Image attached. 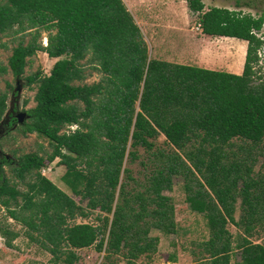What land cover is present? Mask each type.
Instances as JSON below:
<instances>
[{
    "label": "trees",
    "instance_id": "obj_1",
    "mask_svg": "<svg viewBox=\"0 0 264 264\" xmlns=\"http://www.w3.org/2000/svg\"><path fill=\"white\" fill-rule=\"evenodd\" d=\"M187 2L203 33L248 41L243 73L151 57L124 0H0V35L36 30L2 70L21 76L39 50L61 57L49 74L27 77L37 84V103L22 132L46 137L52 150L24 154L13 167L25 190L0 175V206L56 262L74 264L77 249L95 246L109 264L115 255L127 264H153L160 237L152 231L178 233L166 191L179 175L191 209L204 214L210 231L198 243L197 260L233 264L238 249L235 264H264V242L254 239L264 234V171H256L264 157V74L254 68L264 39L253 32L262 29L264 15ZM41 28L48 31L46 46L37 41ZM87 63L102 73L99 81L86 82ZM6 107L3 94L0 117ZM162 134L166 149L156 143ZM140 147L148 153L143 179L126 166L141 157ZM56 158L66 166L62 180L87 205L42 173ZM96 210L98 222L76 221ZM0 234L9 247L19 236L1 222Z\"/></svg>",
    "mask_w": 264,
    "mask_h": 264
},
{
    "label": "rangeland",
    "instance_id": "obj_2",
    "mask_svg": "<svg viewBox=\"0 0 264 264\" xmlns=\"http://www.w3.org/2000/svg\"><path fill=\"white\" fill-rule=\"evenodd\" d=\"M128 8L134 13L137 18L145 16L146 14L155 16L157 13H161L164 9H167L164 0H124ZM205 2V10L210 7H227L231 10L242 11L243 13H250L255 17L264 15V0H240L237 3L236 0H203ZM192 24L191 28L196 26L199 21V13L192 12ZM136 18V19H137ZM36 30H26L24 32H16L10 30L7 33L0 35V95H8L7 104H10L13 90L16 88L18 81L22 82L23 88L20 91L21 105L27 107H34L36 105L35 95L37 92V84L29 85L27 83V77L36 71L40 70L44 74H49L55 62L61 57H50L47 52L39 50L36 54L27 58V65L25 72L21 76H16L11 69L7 71L2 70L4 66H9V59L13 53V49L19 45L21 41L25 44L29 43ZM196 36H204L203 32L199 29H194ZM40 35L37 39L43 46L48 44V31L41 28ZM258 36L264 39V24ZM208 37V35H205ZM208 40L217 42L221 45H227L229 41L224 36H212ZM221 40V41H220ZM246 50L248 47V41L245 42ZM264 45V44H263ZM150 50H153L152 57H169L173 55L177 60L181 57L176 53L177 50L172 46L162 45L157 52V46L150 45ZM174 52H173V51ZM160 52V53H159ZM233 52V49H232ZM235 52V51H234ZM233 52V53H234ZM263 56V59L261 57ZM219 62L223 63L214 67L221 68L226 71L232 72L229 68L233 60L229 56H223ZM226 58V61L224 60ZM183 59V58H182ZM259 59L255 64V71L257 75L264 74V46L260 50ZM188 60V59H187ZM84 60L83 62H85ZM192 61V60H188ZM225 62V63H224ZM229 63V64H228ZM244 63V60H243ZM88 71L92 73L87 78L86 82L92 83L99 81L102 77L101 72H96L90 67V63L86 65ZM244 69V68H242ZM236 73V72H234ZM243 73V70H242ZM22 86V85H21ZM24 100L27 102L25 103ZM26 107H24L25 109ZM23 109V108H22ZM26 110V109H25ZM77 125L66 127L65 130L75 129ZM158 147L168 148L169 145L166 142L165 135H160L156 140ZM70 148V147H69ZM52 147L49 140L46 137L38 135L36 132L21 135L17 131H12L8 136H5L0 140V152L9 154L13 157V161L10 165L3 167V175L7 176L10 180H15L18 183L20 189L25 190L27 186L24 183L18 182L13 174V167L17 166V157L19 155L38 152L40 154H46L47 151H51ZM68 149H66L67 152ZM141 157L135 161L126 163V166L133 169L134 175L140 179L144 178L145 173H148L143 166L142 161L147 160L148 153L143 147H140ZM66 171V166L59 162V158H56L52 162H47L42 168V173L58 184L62 189L67 191L78 203L87 205V200L82 199L80 195L75 194L62 180V175ZM256 171H264V157L260 156L256 164ZM184 180L182 176H175L174 186L172 190L166 191L168 195L173 198L175 204V219L178 223V233L176 234H164L160 231H152L153 235L160 237L157 250L153 252L152 263L153 264H206L204 260H197V253L202 249L198 245L199 242L209 239L210 231L207 224V219L204 214L193 211L189 202L186 199V191L184 190ZM240 202L238 203V211L236 213L237 218L240 217ZM99 210H96L88 218L78 217L77 222H98L96 215ZM0 222L8 224L11 229L18 231L19 236L13 240L14 246L9 247L6 244V238L0 234V264H63L62 261L56 262L53 260V254L40 246L39 243L30 240L26 234V229L23 224L13 219L7 209L4 206H0ZM230 230L236 235L239 229L232 223L229 224ZM254 239L258 242H264V234L254 236ZM195 251V252H194ZM79 259L74 264H103L106 261L105 252L98 251L95 246L77 249ZM176 254L177 261H170L172 255ZM232 262L235 264L239 261L240 250L234 249ZM111 260L115 262L113 264H127V262L118 255H115ZM141 261H146L144 258ZM109 264V262H108Z\"/></svg>",
    "mask_w": 264,
    "mask_h": 264
},
{
    "label": "crops",
    "instance_id": "obj_3",
    "mask_svg": "<svg viewBox=\"0 0 264 264\" xmlns=\"http://www.w3.org/2000/svg\"><path fill=\"white\" fill-rule=\"evenodd\" d=\"M165 4L167 9H164L161 11V13H157L155 16L146 14L144 17L141 16L138 19L133 13L135 19L137 18L136 21L142 29L149 48H151L150 45H155L159 47L157 48L158 52L162 45L172 46V48L177 50L176 53L181 57L180 60H177L173 55L165 58L155 56L154 58H159L174 63L198 65L210 69L223 70L221 68L214 67V65L210 66L203 63L201 55L205 49V46H213L214 49H219L222 47V45L221 43H213L212 41L208 40V38H211L212 35L203 33L202 35L204 36H196V31H194V29H199L201 31L202 29L199 27V22H197L196 26H194V29L193 27L191 28L193 16L192 11L189 9L187 0H164V5ZM205 35H208V37ZM198 49L201 53L198 51ZM195 50L198 51L199 54ZM219 51L222 50L219 49ZM152 52L153 50H150L151 57ZM187 59L192 61H188ZM245 60L246 55L244 58L243 68ZM216 65L220 66V63H217ZM242 70L232 72L241 74Z\"/></svg>",
    "mask_w": 264,
    "mask_h": 264
},
{
    "label": "flooded vegetation",
    "instance_id": "obj_4",
    "mask_svg": "<svg viewBox=\"0 0 264 264\" xmlns=\"http://www.w3.org/2000/svg\"><path fill=\"white\" fill-rule=\"evenodd\" d=\"M18 84L19 85H17L16 88L13 90L9 105L7 104L8 95H6L7 107L5 112L0 117V140L5 136H8L12 131H17L21 135H27L24 134L22 130L26 126V122L30 118L31 109L34 107H27L21 105V100L19 98H20V91L23 88V84L21 81L20 82L18 81ZM24 102L26 103L27 101L24 100ZM24 107H26L25 108L26 110L24 109ZM30 133L32 132H28V134ZM23 155H19V157H17L16 162L20 163V157ZM12 161H13V157L11 155L0 152V175H3V171H4L3 167L10 165ZM19 163H17V165H19Z\"/></svg>",
    "mask_w": 264,
    "mask_h": 264
},
{
    "label": "bare ground",
    "instance_id": "obj_5",
    "mask_svg": "<svg viewBox=\"0 0 264 264\" xmlns=\"http://www.w3.org/2000/svg\"><path fill=\"white\" fill-rule=\"evenodd\" d=\"M224 37L226 39H228L227 41H229V42H227L228 43L227 45H222V47L219 48L222 51H219V49H214L213 46H208V47L205 46V49L201 55L203 63L210 65V66H213V65L215 66L216 63L219 64L221 62V61L219 62L221 57L224 58L223 56H229L233 60L232 64H230L229 68L233 71L242 70L243 60H244L245 55H246V45H245L246 41L244 39H239L236 37H229V36H224ZM211 44H213V43H211ZM232 49H233V52L235 51L234 53L232 52ZM198 51H199V49H198ZM198 51H196V52H198ZM199 52H198V54H199ZM224 60L226 61V58Z\"/></svg>",
    "mask_w": 264,
    "mask_h": 264
},
{
    "label": "built area",
    "instance_id": "obj_6",
    "mask_svg": "<svg viewBox=\"0 0 264 264\" xmlns=\"http://www.w3.org/2000/svg\"><path fill=\"white\" fill-rule=\"evenodd\" d=\"M199 27H200V25H199ZM253 32L258 36V34H259L258 31L254 30ZM261 49H262V48H261ZM261 49H260V50H261ZM260 50H259V53H260ZM261 59H263V56L261 57ZM259 61H260V59H259Z\"/></svg>",
    "mask_w": 264,
    "mask_h": 264
}]
</instances>
